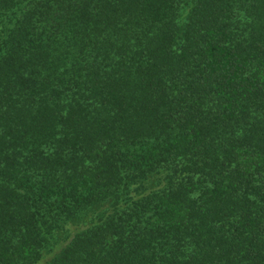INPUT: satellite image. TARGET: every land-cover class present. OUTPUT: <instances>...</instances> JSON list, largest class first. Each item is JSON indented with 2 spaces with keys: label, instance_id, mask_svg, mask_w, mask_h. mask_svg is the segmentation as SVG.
<instances>
[{
  "label": "trees",
  "instance_id": "1",
  "mask_svg": "<svg viewBox=\"0 0 264 264\" xmlns=\"http://www.w3.org/2000/svg\"><path fill=\"white\" fill-rule=\"evenodd\" d=\"M0 264H264V0H0Z\"/></svg>",
  "mask_w": 264,
  "mask_h": 264
}]
</instances>
